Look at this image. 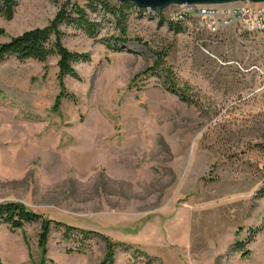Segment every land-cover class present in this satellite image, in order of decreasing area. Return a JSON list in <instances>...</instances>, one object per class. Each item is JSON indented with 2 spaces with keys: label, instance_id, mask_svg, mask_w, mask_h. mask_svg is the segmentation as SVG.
Returning <instances> with one entry per match:
<instances>
[{
  "label": "rangeland",
  "instance_id": "obj_1",
  "mask_svg": "<svg viewBox=\"0 0 264 264\" xmlns=\"http://www.w3.org/2000/svg\"><path fill=\"white\" fill-rule=\"evenodd\" d=\"M64 1L17 0L11 19L0 12V44L48 25ZM71 1L97 24L93 36L61 26L69 49L90 54L74 65L81 79L65 78L76 99L53 109L56 56L0 62V202L109 235L115 264H264V33L178 30L130 6L121 41L99 2ZM157 51L177 86L160 70L137 77ZM40 227L0 224L4 264L39 260ZM65 231L52 228L48 264L104 257L100 235Z\"/></svg>",
  "mask_w": 264,
  "mask_h": 264
},
{
  "label": "trees",
  "instance_id": "obj_2",
  "mask_svg": "<svg viewBox=\"0 0 264 264\" xmlns=\"http://www.w3.org/2000/svg\"><path fill=\"white\" fill-rule=\"evenodd\" d=\"M89 6L92 10L97 6L93 5L94 2H99L100 7L104 8L106 12L114 16L120 35L116 36L117 40L127 41V21H128V7L133 6L131 2L122 3L116 0H88ZM18 5L17 0H1L0 12L5 14L7 18L11 19L14 15L15 9ZM62 25H70L81 27L86 32L93 36L95 33L96 22L89 18L88 11L78 2L66 0L62 3L55 17L50 23L44 27H35L23 31L21 34L10 37L6 42L0 44V62L7 59V57L14 55L20 60L35 59L40 62L46 63L51 57L56 56L58 65L57 81L60 87V92L54 103V110H58L63 98L76 99L74 94L70 93L65 86V78L71 76L81 79V76L75 68L77 62H87L90 60V54L86 52L73 51L63 43L64 32L61 28ZM176 25V26H175ZM171 26L176 29H181L176 23L171 22ZM4 30L0 28V34ZM157 60L155 63L148 67L143 73L153 71H164L170 81L171 87L178 85V80L174 76V72L170 67L164 63V56L161 52L157 51ZM45 68L48 65L45 64ZM185 91L182 97L192 98L187 93L190 91V86L185 83L183 87ZM187 93V94H186ZM186 95V97L184 96ZM41 222L40 231L38 234V246L40 248L39 260L34 264H48V241L51 230L53 227L62 225L65 227V237L70 238L74 230H79V233L84 235V238H90L91 235H100L106 242V252L104 257L96 264H115L116 247L121 242L112 239L109 235L102 234L95 230L82 229L73 225L62 223L53 220L43 213H40L26 204L18 201H3L0 202V224L7 225L11 230L23 229L26 224ZM27 236L25 235V239ZM83 252V248L77 249ZM250 252L247 251L246 254ZM0 264H4L0 255Z\"/></svg>",
  "mask_w": 264,
  "mask_h": 264
},
{
  "label": "built area",
  "instance_id": "obj_3",
  "mask_svg": "<svg viewBox=\"0 0 264 264\" xmlns=\"http://www.w3.org/2000/svg\"><path fill=\"white\" fill-rule=\"evenodd\" d=\"M230 3L182 4L180 9L169 10L164 19L158 9L141 8L134 4L133 7L142 11L143 16L154 15L167 23L194 24L212 34L221 33L230 26L246 34L264 33V1L240 0L235 5Z\"/></svg>",
  "mask_w": 264,
  "mask_h": 264
},
{
  "label": "water",
  "instance_id": "obj_4",
  "mask_svg": "<svg viewBox=\"0 0 264 264\" xmlns=\"http://www.w3.org/2000/svg\"><path fill=\"white\" fill-rule=\"evenodd\" d=\"M122 3L131 2L132 4L141 8L163 9L172 4H196V3H220L230 2L236 0H116ZM264 1V0H252Z\"/></svg>",
  "mask_w": 264,
  "mask_h": 264
},
{
  "label": "crops",
  "instance_id": "obj_5",
  "mask_svg": "<svg viewBox=\"0 0 264 264\" xmlns=\"http://www.w3.org/2000/svg\"><path fill=\"white\" fill-rule=\"evenodd\" d=\"M3 258V256H1Z\"/></svg>",
  "mask_w": 264,
  "mask_h": 264
}]
</instances>
